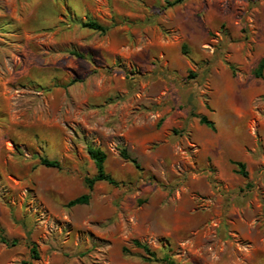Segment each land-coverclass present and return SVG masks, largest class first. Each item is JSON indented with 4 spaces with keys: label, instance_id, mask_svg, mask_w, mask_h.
Segmentation results:
<instances>
[{
    "label": "rangeland",
    "instance_id": "374dc122",
    "mask_svg": "<svg viewBox=\"0 0 264 264\" xmlns=\"http://www.w3.org/2000/svg\"><path fill=\"white\" fill-rule=\"evenodd\" d=\"M260 59L264 0H0V264H264Z\"/></svg>",
    "mask_w": 264,
    "mask_h": 264
},
{
    "label": "trees",
    "instance_id": "16d2710c",
    "mask_svg": "<svg viewBox=\"0 0 264 264\" xmlns=\"http://www.w3.org/2000/svg\"><path fill=\"white\" fill-rule=\"evenodd\" d=\"M180 1L181 0H176V3L180 2ZM83 26L94 29V30H99V31L105 30L104 27L99 25L97 22L91 21V20L84 23ZM181 51L183 54L187 53V48H186L185 44L181 45ZM263 69H264V59H260L256 65L255 69L252 72L253 76L255 78H262L263 77V75H262ZM197 117H198V122L201 125H204L205 127H207L208 129H210L212 131L215 129L213 122L211 120H209L207 118V116L198 115ZM86 153H87L88 157L92 160L94 168H95V174L92 177H90V178L85 177L84 178V183H85L87 189L91 190L94 183H96V182H106L110 185H117L116 180L110 174H108L105 171V168H104L105 159H106L105 153L102 150H100L99 148H95L92 146H87ZM120 155L122 158L130 161L135 167H138L135 160L129 158L124 150H121ZM231 162L235 167L236 173L239 174L242 178L246 179L248 174L246 171L245 163L242 161H231ZM39 163H40V165H42L44 167L59 168V163L56 160H49L45 157H41L39 159ZM245 187H250V183L246 182ZM88 199H89V194L84 193V194H81V195L69 200L66 203V206L71 207V206H75V205L86 204L88 202ZM0 241L2 243H6V240L2 236H0ZM12 243L14 244L15 241H12ZM133 245L137 248H140L147 255L145 257V259L148 261L161 262L163 264H173V262L169 259V257L166 254L162 257H157L156 254L154 252L150 251L149 248L145 244L140 243L137 240H133ZM29 252H30V258L31 259H38V253L35 249L34 243L30 242ZM21 264H30V263L21 262Z\"/></svg>",
    "mask_w": 264,
    "mask_h": 264
}]
</instances>
